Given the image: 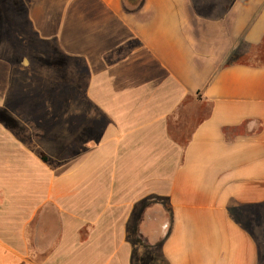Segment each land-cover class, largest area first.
I'll return each mask as SVG.
<instances>
[{"label": "crops", "instance_id": "0c3cea01", "mask_svg": "<svg viewBox=\"0 0 264 264\" xmlns=\"http://www.w3.org/2000/svg\"><path fill=\"white\" fill-rule=\"evenodd\" d=\"M19 5L68 118L0 54V264H264V0Z\"/></svg>", "mask_w": 264, "mask_h": 264}, {"label": "rangeland", "instance_id": "374dc122", "mask_svg": "<svg viewBox=\"0 0 264 264\" xmlns=\"http://www.w3.org/2000/svg\"><path fill=\"white\" fill-rule=\"evenodd\" d=\"M23 11L20 9L19 0H0V46L2 48L0 54L4 56L9 55L14 60L23 57L25 53L32 59L42 58L43 63L39 67H36V70L42 73V78L44 79V92L48 91L44 94L43 123L47 127L56 123H63L68 118L65 112V102L63 103L62 99H60V96L66 92V89L63 88V86L65 87V85H67L65 84L67 80L66 75L63 74L67 70L66 63L63 61V57H57L56 55L52 56V52L48 47L46 49L44 48L41 52L37 51V53H35L34 50L28 49H33V47L29 46L30 43L27 42V36L25 34L27 24L26 19L22 17ZM17 33H19V38H17ZM7 37L9 41H6ZM53 58L58 59L59 64H52L51 60ZM259 59L257 53L251 51L250 55L242 60L250 63H257ZM62 71L63 73H60ZM61 80L63 81L62 83H60ZM58 85L59 90L56 91ZM77 86L78 89H80L79 91H81V83L77 84ZM49 88L50 90H48ZM77 103L81 105V98L75 100V106ZM80 116L81 115H76L75 117L79 118ZM61 133L62 132H60V134ZM45 136H47L46 132H44V143L46 144L44 147V156L45 153H47V162L50 159L54 161L57 156H60L59 151L66 149L65 146L61 147L59 145L61 143L65 144L66 142L64 140L61 142L60 140L59 143L57 142L58 144H54L50 142L49 139H46ZM50 144H52V146H50Z\"/></svg>", "mask_w": 264, "mask_h": 264}, {"label": "trees", "instance_id": "16d2710c", "mask_svg": "<svg viewBox=\"0 0 264 264\" xmlns=\"http://www.w3.org/2000/svg\"><path fill=\"white\" fill-rule=\"evenodd\" d=\"M254 52L257 53V55L259 56V61L257 63H259L260 66L264 65V44L262 47L254 50ZM243 58H240L239 56H235V58L233 59V61L237 62H242V63H248L247 61L242 60ZM44 161H46V158L44 156Z\"/></svg>", "mask_w": 264, "mask_h": 264}]
</instances>
